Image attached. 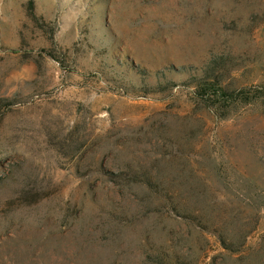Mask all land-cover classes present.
I'll return each instance as SVG.
<instances>
[{
  "label": "rangeland",
  "instance_id": "rangeland-1",
  "mask_svg": "<svg viewBox=\"0 0 264 264\" xmlns=\"http://www.w3.org/2000/svg\"><path fill=\"white\" fill-rule=\"evenodd\" d=\"M0 264H264V0H0Z\"/></svg>",
  "mask_w": 264,
  "mask_h": 264
},
{
  "label": "trees",
  "instance_id": "trees-1",
  "mask_svg": "<svg viewBox=\"0 0 264 264\" xmlns=\"http://www.w3.org/2000/svg\"><path fill=\"white\" fill-rule=\"evenodd\" d=\"M246 95V93L245 94H243V93H241L240 95H238V94H236V93H232V94H230L229 96H231V98H233V102H235V101H237V99H240L239 97H244ZM228 99H230L229 97H227V100ZM244 99V98H243ZM214 105H217V104H214ZM213 105V106H214ZM218 107V106H217Z\"/></svg>",
  "mask_w": 264,
  "mask_h": 264
}]
</instances>
